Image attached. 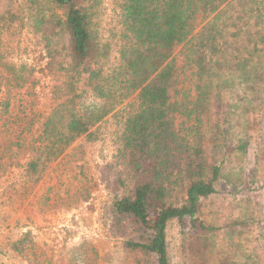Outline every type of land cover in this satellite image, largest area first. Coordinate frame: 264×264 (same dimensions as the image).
Wrapping results in <instances>:
<instances>
[{"label":"trees","instance_id":"trees-1","mask_svg":"<svg viewBox=\"0 0 264 264\" xmlns=\"http://www.w3.org/2000/svg\"><path fill=\"white\" fill-rule=\"evenodd\" d=\"M112 4L116 25L104 28L102 0H0V171L15 165L34 187L111 121L113 153L96 164L95 185L109 196L104 237L127 264H170L172 222L184 264H261L238 247L216 252L223 228L201 209L217 186L244 182L241 162L264 109V0ZM17 27L26 45L14 62L1 38ZM246 227L244 216L225 226ZM28 237L10 247L31 264ZM90 251L81 245L82 264H99Z\"/></svg>","mask_w":264,"mask_h":264},{"label":"rangeland","instance_id":"rangeland-1","mask_svg":"<svg viewBox=\"0 0 264 264\" xmlns=\"http://www.w3.org/2000/svg\"><path fill=\"white\" fill-rule=\"evenodd\" d=\"M102 1L100 24L113 28L116 15L112 0ZM1 39L2 56L14 62L21 60L26 45L25 31L17 27ZM115 55L114 52L112 57ZM45 84L40 79L35 89L39 95L34 96V100L40 109L46 105L47 93L40 92ZM106 121L93 143L76 151L67 150L49 164L34 187L24 182L22 172L15 165L0 171V264H29L28 258L23 259L10 247L24 233H29L27 249L31 253V264H82L80 247L83 243L95 248L97 258L89 252L94 256V263H129L119 244L104 237V208L109 196L101 185H95L96 164H104L113 153L114 130L111 121ZM248 139L247 152L241 162L243 184L239 188L217 186V192L204 201L201 216L206 223L223 228L214 239L216 252L220 250L223 254L238 247L235 251L241 252L242 259L249 255L264 264V109L256 117V127ZM256 157L259 165L253 176ZM243 216L247 227L239 228L242 234L225 228ZM167 245L170 264H184L176 222L168 225ZM218 256L215 254V258Z\"/></svg>","mask_w":264,"mask_h":264}]
</instances>
